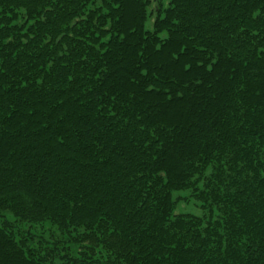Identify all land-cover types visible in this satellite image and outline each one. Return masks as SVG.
Segmentation results:
<instances>
[{"label":"trees","instance_id":"1","mask_svg":"<svg viewBox=\"0 0 264 264\" xmlns=\"http://www.w3.org/2000/svg\"><path fill=\"white\" fill-rule=\"evenodd\" d=\"M0 264H264V0H0Z\"/></svg>","mask_w":264,"mask_h":264},{"label":"rangeland","instance_id":"2","mask_svg":"<svg viewBox=\"0 0 264 264\" xmlns=\"http://www.w3.org/2000/svg\"><path fill=\"white\" fill-rule=\"evenodd\" d=\"M158 4L154 3V5L152 6V9L156 10L157 9ZM153 22V19H152ZM152 22H150L148 24L149 27L152 26ZM189 192H182L179 195H181L182 197H189ZM180 196V197H181ZM200 207V203L197 202L195 199L191 198L189 201H181V203L178 205V210L177 212L179 213H191V214H195V215H202V210L199 208Z\"/></svg>","mask_w":264,"mask_h":264}]
</instances>
